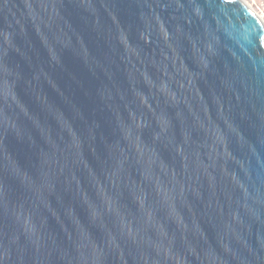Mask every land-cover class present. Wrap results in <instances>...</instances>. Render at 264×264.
Instances as JSON below:
<instances>
[{"label":"water","instance_id":"1","mask_svg":"<svg viewBox=\"0 0 264 264\" xmlns=\"http://www.w3.org/2000/svg\"><path fill=\"white\" fill-rule=\"evenodd\" d=\"M0 264H264L243 0H0Z\"/></svg>","mask_w":264,"mask_h":264},{"label":"rangeland","instance_id":"2","mask_svg":"<svg viewBox=\"0 0 264 264\" xmlns=\"http://www.w3.org/2000/svg\"><path fill=\"white\" fill-rule=\"evenodd\" d=\"M264 22V0H244Z\"/></svg>","mask_w":264,"mask_h":264},{"label":"bare ground","instance_id":"3","mask_svg":"<svg viewBox=\"0 0 264 264\" xmlns=\"http://www.w3.org/2000/svg\"><path fill=\"white\" fill-rule=\"evenodd\" d=\"M244 1V0H243ZM245 2V1H244ZM246 3V2H245ZM246 5L251 9V7L246 3ZM252 10V9H251ZM253 11V10H252ZM254 12V11H253ZM255 13V12H254ZM255 15L260 19V20H262L261 19V17H259V15H257L256 13H255ZM263 22V21H262ZM264 23V22H263Z\"/></svg>","mask_w":264,"mask_h":264}]
</instances>
